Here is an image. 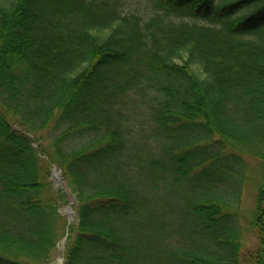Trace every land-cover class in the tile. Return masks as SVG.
<instances>
[{
    "label": "trees",
    "instance_id": "trees-1",
    "mask_svg": "<svg viewBox=\"0 0 264 264\" xmlns=\"http://www.w3.org/2000/svg\"><path fill=\"white\" fill-rule=\"evenodd\" d=\"M149 1L0 0V264H264V0Z\"/></svg>",
    "mask_w": 264,
    "mask_h": 264
},
{
    "label": "rangeland",
    "instance_id": "rangeland-1",
    "mask_svg": "<svg viewBox=\"0 0 264 264\" xmlns=\"http://www.w3.org/2000/svg\"><path fill=\"white\" fill-rule=\"evenodd\" d=\"M124 3V8L128 10H133L138 13H145L150 11V1L149 0H122ZM246 161V162H245ZM244 162L245 165L242 170V177H243V187L241 190V196L238 200H232L233 207L237 210L239 216H238V224L239 226V232L238 236L240 239V250L241 255L243 258L246 259V255L257 249L259 244V238L256 233V227L251 223V220L253 218V211L255 210L256 206V186L257 183L260 182L262 176H263V167L260 164L259 160L257 158L244 155ZM243 162V163H244ZM243 165V164H242ZM56 166L57 164L53 163L50 165L49 174L50 179L53 185L54 189L62 188L63 191H65V185H62L61 183L56 181V178L58 175H62L61 171L59 174L57 173ZM241 172V170H240ZM62 180H64L62 176ZM68 197L67 201L63 200L59 204L58 210L59 212L68 220V217L65 213L66 208L68 207ZM70 208L73 210L72 204H70ZM75 215V212L73 213ZM72 222V221H71ZM193 225V221H190L188 218H183V240L187 238V233L190 231V228ZM160 242V240H159ZM161 244L157 243L155 240V244H153L152 249H164L165 247V240L160 242ZM65 248V236L61 238L56 245V251L51 258L50 263L51 264H58L61 262L63 263V251ZM241 257V259H243ZM244 260V259H243ZM150 264H156V263H150ZM162 264V263H161ZM167 264H171L170 261H167Z\"/></svg>",
    "mask_w": 264,
    "mask_h": 264
},
{
    "label": "water",
    "instance_id": "water-1",
    "mask_svg": "<svg viewBox=\"0 0 264 264\" xmlns=\"http://www.w3.org/2000/svg\"><path fill=\"white\" fill-rule=\"evenodd\" d=\"M56 169H57V172L60 171V169H59L58 167H56ZM56 181L59 182V183L64 184V181L61 179V176H60V175L57 176ZM65 189H66V192H67L68 197H69V202H70V203L73 202V199H72V197H71V195H70V192H69L68 188L65 187ZM65 213L67 214L68 218H70V219L72 218V215H71V213H72V209L70 208L69 205H68V207L66 208ZM58 264H61V262H59Z\"/></svg>",
    "mask_w": 264,
    "mask_h": 264
}]
</instances>
